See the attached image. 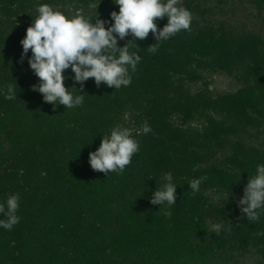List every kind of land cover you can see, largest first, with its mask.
Returning a JSON list of instances; mask_svg holds the SVG:
<instances>
[{
    "label": "trees",
    "instance_id": "obj_1",
    "mask_svg": "<svg viewBox=\"0 0 264 264\" xmlns=\"http://www.w3.org/2000/svg\"><path fill=\"white\" fill-rule=\"evenodd\" d=\"M253 3L257 30L215 17H225L226 0H183L191 31L159 42L155 53L147 51L157 43L152 33L142 41L118 38L119 47L132 41L130 53L141 56L135 72L129 67V86L98 88L90 78L80 91L66 70L65 86L84 97L66 109L32 90L40 81L31 50L21 60L38 6L93 23L99 17L106 27L119 6L0 0V204L20 197V222L0 227V264H264V209L249 221L238 206L249 175L264 164V0ZM167 22L157 20L158 28ZM214 73L239 87L213 92ZM9 84L12 100L5 99ZM117 126L132 129L140 149L122 173L96 172L89 154ZM168 172L177 201L153 205ZM200 177L207 179L193 194L189 183Z\"/></svg>",
    "mask_w": 264,
    "mask_h": 264
},
{
    "label": "clouds",
    "instance_id": "obj_2",
    "mask_svg": "<svg viewBox=\"0 0 264 264\" xmlns=\"http://www.w3.org/2000/svg\"><path fill=\"white\" fill-rule=\"evenodd\" d=\"M114 3L119 6V11L111 12L114 23L110 27H106V22L99 17L93 23L80 13L68 17L48 4L38 6V15L21 40V60L31 50L28 62L40 81L32 86V90L41 93L44 102L54 106L63 105L66 109L83 104V95L73 96L65 86L64 73L69 68L74 73V81L81 85L80 91H83L84 83L90 78H94L98 88L102 84L114 89L129 86L132 83L129 67L135 72L141 60L140 55L129 51L132 41L145 40L152 33L157 43L149 46L147 51L155 53L159 42L174 37L182 30L191 31L192 13L178 6L180 0H114ZM165 17L167 24L162 29L158 28L157 20ZM129 35L133 40L119 47L118 38L124 40ZM15 98V87L9 84L5 99ZM132 131L117 126L109 135H103L100 147L89 154L91 168L106 175L110 172L122 173L140 149ZM142 132H151L147 122L143 124ZM162 179L165 183L157 187L151 203L159 206L174 205L177 201V187L172 182L173 175L171 172L165 173ZM206 179L200 177L190 181L189 187L193 194L199 191L201 183ZM19 199V195L15 194L9 196L6 203L0 204V214L6 217L0 220V227L5 230H11L20 222L16 215ZM238 206L249 221L259 220L258 210L264 209V164L257 165L255 174L249 175ZM221 227L220 224L212 225L216 232Z\"/></svg>",
    "mask_w": 264,
    "mask_h": 264
},
{
    "label": "rangeland",
    "instance_id": "obj_3",
    "mask_svg": "<svg viewBox=\"0 0 264 264\" xmlns=\"http://www.w3.org/2000/svg\"><path fill=\"white\" fill-rule=\"evenodd\" d=\"M183 0H180L179 6H181ZM253 0H226L225 17L222 15H216L215 17L220 20H226L230 22L234 27H244L248 30H257L260 28L259 18L255 17V10ZM182 7V6H181ZM233 8V13L228 9ZM250 13H253L251 15ZM263 13V12H262ZM262 30L264 28H261ZM209 88L215 93L231 92L239 87L234 78L222 73H214L208 77ZM264 140V135L263 139ZM252 258L247 261V264H251Z\"/></svg>",
    "mask_w": 264,
    "mask_h": 264
}]
</instances>
